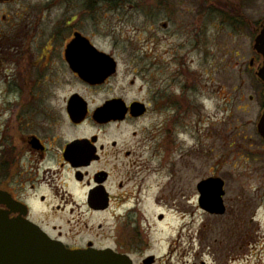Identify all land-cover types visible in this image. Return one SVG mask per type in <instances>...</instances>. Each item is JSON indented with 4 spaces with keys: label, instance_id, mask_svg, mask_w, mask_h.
Here are the masks:
<instances>
[{
    "label": "rangeland",
    "instance_id": "1",
    "mask_svg": "<svg viewBox=\"0 0 264 264\" xmlns=\"http://www.w3.org/2000/svg\"><path fill=\"white\" fill-rule=\"evenodd\" d=\"M81 1L11 0L0 5V72L14 67L13 55L9 60L4 55L7 47H29L32 57L34 48L58 45L77 27L105 48H154L161 63L134 76L135 84L125 88L128 96L142 97L139 89L156 86L171 100L143 120L153 139L139 157L144 166L137 176L143 178V198L149 201L142 206L148 217L166 213L161 223L156 220L143 251L164 254L167 242L161 238L179 236L181 229L174 244L187 252L183 264H264V141L256 130L264 88L249 63L256 54L250 27L264 19V0L239 1L247 23L232 17L234 7L227 5L232 0H215L200 21L190 0H165L169 7L154 12V0H130L132 7L119 8V13L101 0H94L88 12ZM124 76L121 66L116 84L133 78ZM6 79L0 77V94H5ZM233 138L236 147L230 145ZM210 173L225 181L227 211L222 216L205 215L197 203L196 183ZM160 197L167 199V208L152 202ZM259 238L257 250L262 251L245 260L242 255L248 256ZM177 257L175 253L172 264H181Z\"/></svg>",
    "mask_w": 264,
    "mask_h": 264
},
{
    "label": "flooded vegetation",
    "instance_id": "2",
    "mask_svg": "<svg viewBox=\"0 0 264 264\" xmlns=\"http://www.w3.org/2000/svg\"><path fill=\"white\" fill-rule=\"evenodd\" d=\"M10 1L0 0V5ZM128 1L100 2L117 7L119 13V8L132 7ZM210 1L213 5H206ZM239 1L232 0L227 5L234 7L232 17L247 23ZM81 2V9L88 12L95 5L94 0ZM189 2L197 7L192 11L197 12L200 21L205 9L217 1ZM150 6L154 12L169 4L154 0ZM259 26L260 23L250 27L252 39ZM29 49L7 47L4 55L6 60L13 55L10 63L14 67L6 68L10 73L0 72V77L10 79L5 84V94H0V213L10 219L27 220L69 249H110L125 255L133 264H172L178 253L176 262L183 264L182 254L187 252L174 244L181 238V229L179 236L170 233L168 238H161L167 242L164 254L143 251L151 242L150 232L156 220L161 223L166 213L147 216L148 208L142 205L146 203L148 207L149 201L144 199L143 178L137 176L144 166L139 157L153 139L143 120L157 114L163 101L171 100L156 91V86H148L146 91L139 89L142 97L128 96L125 89L135 84L134 76L159 65L162 59L152 47L99 46L80 27L68 32L58 45L34 48L37 58L30 57ZM3 60L2 57L0 61ZM249 63L256 72L261 65L260 55H252ZM103 66L110 71L90 78L82 75ZM121 66L124 75L131 74L133 78L116 84ZM258 85L264 88L261 81ZM261 96L264 97L262 90ZM133 102L142 104L143 113H132ZM263 111L264 98L256 122ZM238 143L236 138L230 141L235 147ZM208 177L220 176L210 173L202 179ZM166 200L160 197L152 202L167 208ZM223 202L222 213H209L199 205L197 196L205 215H224V196ZM173 205L171 200L169 208ZM261 241H254L248 256L242 257H257L263 248L257 250L256 243Z\"/></svg>",
    "mask_w": 264,
    "mask_h": 264
},
{
    "label": "water",
    "instance_id": "3",
    "mask_svg": "<svg viewBox=\"0 0 264 264\" xmlns=\"http://www.w3.org/2000/svg\"><path fill=\"white\" fill-rule=\"evenodd\" d=\"M253 48L263 58L256 75L264 82V21L254 38ZM108 69L103 66L99 69L86 70L82 75H88L90 78L97 73L106 74L110 71ZM131 111L134 114H141L142 104L132 103ZM257 130L264 139V111L258 119ZM223 185L224 182L219 177L200 181L197 184L200 205L211 213H222ZM0 264H132V262L125 255L116 254L109 249H68L50 239L36 225L23 219H9L0 214Z\"/></svg>",
    "mask_w": 264,
    "mask_h": 264
}]
</instances>
